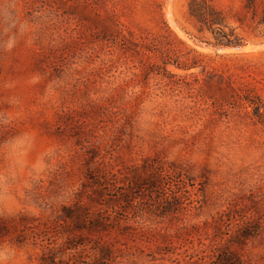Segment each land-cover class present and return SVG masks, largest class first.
Wrapping results in <instances>:
<instances>
[{
    "label": "rangeland",
    "instance_id": "1",
    "mask_svg": "<svg viewBox=\"0 0 264 264\" xmlns=\"http://www.w3.org/2000/svg\"><path fill=\"white\" fill-rule=\"evenodd\" d=\"M187 2L0 0V264H264V0Z\"/></svg>",
    "mask_w": 264,
    "mask_h": 264
},
{
    "label": "trees",
    "instance_id": "2",
    "mask_svg": "<svg viewBox=\"0 0 264 264\" xmlns=\"http://www.w3.org/2000/svg\"><path fill=\"white\" fill-rule=\"evenodd\" d=\"M252 1L246 0L245 7L249 9ZM187 13L195 22L197 32L206 30L212 34L214 40L208 44L213 47L240 48L243 45L242 37L235 31V27L227 25L224 14L213 5L212 0H188ZM255 25L262 27L260 34L264 36V3ZM236 104L262 105L247 96L239 97Z\"/></svg>",
    "mask_w": 264,
    "mask_h": 264
},
{
    "label": "bare ground",
    "instance_id": "3",
    "mask_svg": "<svg viewBox=\"0 0 264 264\" xmlns=\"http://www.w3.org/2000/svg\"><path fill=\"white\" fill-rule=\"evenodd\" d=\"M168 10H169V8H168ZM165 11H166V10H165ZM168 12H169V11H168ZM168 12H167V13H168ZM168 15H169V14H168ZM166 16H167V15H166ZM169 18H170V17H169ZM169 20H170V19H169ZM178 30H179V29H178ZM175 31H176V30H175ZM179 32H180V30H179ZM177 33H178V32H177ZM180 33H181V32H180ZM178 35H179V34H178ZM179 36H180V35H179ZM227 50H228V49H227Z\"/></svg>",
    "mask_w": 264,
    "mask_h": 264
}]
</instances>
